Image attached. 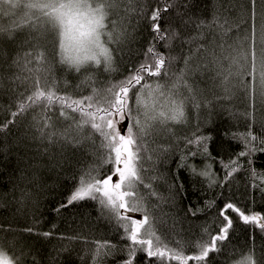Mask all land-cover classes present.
I'll return each mask as SVG.
<instances>
[{
  "label": "trees",
  "instance_id": "trees-1",
  "mask_svg": "<svg viewBox=\"0 0 264 264\" xmlns=\"http://www.w3.org/2000/svg\"><path fill=\"white\" fill-rule=\"evenodd\" d=\"M23 2L24 0L22 4ZM143 2L152 4L153 0ZM141 6L133 0H125L121 4L116 19L124 16L127 8H132L124 21L129 35L119 46V50L113 53V70L110 71L104 70L103 62L99 66L90 62L80 72L62 63L59 40L55 33H51L35 49L21 47L25 32L18 31L14 39L6 35L0 36V74L4 77L19 74L27 78L26 84L18 81L10 84L5 79L3 91L0 92V105L8 107L11 104L14 93L9 91V87L30 95L34 81L44 80L55 84L51 90L58 96L81 99L83 96L93 95L94 90L103 95L109 85L118 82L133 65L146 59V49L153 44L166 57H175L167 75L148 78L147 83H160L166 93L177 92L176 99H185L189 95L184 85L190 84L199 90L202 106L197 110L190 100L187 101L184 109L187 119L183 123H149L148 130L143 134L144 184L149 182L148 177H156L157 179L151 180V190L157 195H149L150 190L143 185H138V188L139 193L146 197V205L152 209L158 235L170 242H199L202 236L208 239L204 227L217 220L220 208L226 202L235 201L239 207L248 210L247 214L255 211L264 215V191L256 187V181L250 180L248 172L243 170L225 178L228 169L223 168L220 163H229V157L235 160V154L242 148V144L230 137L246 131L254 135L264 134V129L258 122L264 119V107L258 101L248 99L235 76L239 67L238 63H233L238 57L235 42L237 36H243V32L237 31L233 26L228 37L222 40L219 30V24L224 23L225 17L231 22L239 23L241 12L250 14L252 5L249 0H191L190 8L179 9L186 13L184 19L192 17V23L187 26L181 25L175 11L165 14L164 28L171 25L181 36L172 42L171 48L166 47L163 41L154 40L148 20L143 19L140 12L136 11ZM262 7L264 6L260 4V0H257V14ZM216 9L221 13L218 21L215 19ZM24 11L26 9L23 6L15 10L19 15H23ZM110 19L111 14L105 21L106 31L111 30ZM0 20L7 24L9 17L0 16ZM198 21L205 22L203 39L199 44L186 43L201 31L197 27ZM208 25L212 27L209 28ZM101 40L106 42L110 50L117 48L116 44L107 42L106 34L101 36ZM198 47H201L199 52ZM25 53L30 56L27 70L10 67L18 55L23 57ZM186 59L190 61L187 67ZM181 73L185 75L184 83L178 85L177 89H172L173 82ZM225 77L235 88L228 100L220 102L215 97L224 94L222 81ZM145 99L149 103H155L157 108H162L165 103L164 96H145ZM207 101H211V104ZM41 111L40 105H34L19 118L9 117L18 119L19 122L0 132V225L4 229L0 230V247L8 251L9 256L14 252L19 254L23 249L28 253L24 264H33V257L38 264L122 262L125 258L123 253L115 256L95 255L98 245L108 243L124 247L126 243L109 210L91 199L66 206L71 193L79 186V177L97 162L99 155L107 151L100 146L101 138L97 134L92 139L71 142L75 136V121L81 119L80 113L61 109L60 102L57 101L48 113L55 124V128L50 131L68 130L69 142L63 139H58L56 143L41 140L33 122V117ZM61 111H66L70 118L61 116ZM4 118L0 115V121ZM197 124L199 132L209 138L206 143L211 158L197 157L195 163L198 170L208 166L217 186L210 187L208 178L191 175L189 171L179 167L181 152L188 147L182 144L181 138L191 135ZM166 128L169 130L165 131ZM85 135H91L87 126ZM191 147L195 149L196 145ZM162 148L171 150L162 153ZM248 159L252 161L254 170L264 172V152H255ZM211 202H215L214 206ZM197 208L200 209L199 213L193 215L191 210ZM231 215L235 217L236 214ZM137 218H140L139 214ZM30 227H34L32 234L25 231ZM43 232H50L51 235L45 237L37 234ZM221 244L224 246L223 250L210 254L207 264H234L235 260L242 258L241 253L246 255L249 249L260 255L264 252V232L258 225H246L237 218L230 230V239ZM137 264H149V260L138 259Z\"/></svg>",
  "mask_w": 264,
  "mask_h": 264
},
{
  "label": "snow or ice",
  "instance_id": "snow-or-ice-1",
  "mask_svg": "<svg viewBox=\"0 0 264 264\" xmlns=\"http://www.w3.org/2000/svg\"><path fill=\"white\" fill-rule=\"evenodd\" d=\"M124 2L125 0H24L22 4V0H0V16L9 17L7 24L0 20V36L6 35L14 39L18 31L25 32L21 47L29 46L35 49L42 41H46L51 33H55L59 40L62 63L80 72L90 62L97 66L103 62L104 70L110 71L113 70V53L119 50V46L129 35L125 30L124 21L132 8H127L120 19L115 18ZM133 2L142 5L136 11L140 12L143 19L148 20L154 33V40L163 41L166 47L171 48L172 42L180 39L181 36L180 32L171 25L167 29L164 28L165 14L175 11L182 26L192 23V17L184 19L186 13L179 10L180 7L186 10L190 8L191 0H153L152 4L144 3L143 0H133ZM256 2L257 0H249L252 11L250 14L241 12L239 23L231 22L225 17L224 23L219 24V30L222 40L228 37L233 26L237 31L243 32V36H237L235 42L238 57L233 63L239 64L235 76L248 99L258 101L260 106L264 107V7L257 14ZM260 4L264 6V0H260ZM22 6L26 11L23 15H19L15 10ZM110 14L111 30L106 31L105 21L109 19ZM220 18V10L216 9L215 19L218 21ZM204 23L197 22V27L201 31L197 36L190 37L185 41L186 43H200L203 39ZM244 25L246 27H242ZM208 27L211 28L212 25ZM103 34L107 35V42L116 44L117 48L110 50L106 42L101 40ZM54 48L55 40L53 56ZM197 51H201V47H198ZM175 59L170 55L166 57L159 51L158 46L153 44L146 49V59L138 65H133L118 82L109 85L103 95L94 90L93 95H86L81 99L58 96L51 90L55 84L44 80L34 81L30 95L16 92L9 87V91L14 93L12 102L8 107L0 105V115L5 117L0 121V132L19 122L18 119L9 117L19 118L34 105H40L42 111L33 117L34 127L39 132L40 139L51 143H56L58 139L69 142L68 130L50 131L55 128V124L48 114L49 109L59 101L61 109H71L73 112H79L81 116L79 121H75V136L71 142L79 143L99 135L100 146L107 151L99 155L97 162L79 177V186L71 193L66 206L91 199L98 201L101 206L109 210L111 218L121 230L122 240L126 243L124 247L108 243L98 245L95 255L100 257L125 254L124 260L118 261L117 264H137L138 259H148L149 264H173V262L174 264H191V262L207 264L210 254L223 250L224 246L221 242L230 239V230L233 229L237 218L246 225H258L264 232V215L255 211L247 214V209H242L235 201H229L221 206L217 220L212 225L204 227L208 239L202 236L199 242H170L162 235H158L152 209L146 205V197L139 193L138 188V185H143L150 190L149 195H157L151 190V180L157 179L156 177H148L149 182L144 184L146 176L143 171V134L148 130L147 126L150 122H159L161 125H166L168 121L185 122L187 118L184 109L189 100L197 110L202 106L199 90L194 89L190 84L184 85L189 95L185 99H176L177 92L166 93L160 83H147L148 78L167 75ZM29 61L30 56L27 53L23 57L18 55L10 67L27 70ZM189 63L190 61L186 59V67ZM229 75L231 76L232 73ZM5 79L10 84L13 81L21 84L27 82V78L19 74L8 77L0 74V92L3 91ZM184 80L185 75L181 73L173 82L172 89H177ZM222 87L224 94L215 97L220 102L232 96L235 85L225 77ZM145 96L149 98L164 96L165 103L162 108H157L155 103L146 101ZM207 103L210 105L211 101ZM60 115L66 119L70 118L66 111H61ZM247 115L246 112L245 116ZM258 122L264 129V119ZM85 126L91 131V135H85ZM230 138L242 144V148L235 154V160L229 157V163L220 162L223 168L228 169L225 178L243 170L248 172L250 180L256 181V187L264 191V172L254 170L252 161L248 159L255 152H264V134L254 135L246 131ZM208 139L199 132V124L195 126L191 135L182 137V144L188 147L186 151L181 152L179 167L189 171L191 175L208 178L211 187L217 186L214 174L208 170V166L198 170L195 163L197 157L211 158L206 143ZM193 145H196L195 149L191 147ZM170 150L162 148L161 152L166 153ZM211 203L214 206L215 202ZM191 211L195 215L200 209ZM138 214L140 218H137ZM231 214L236 215L233 217ZM0 230H4L2 225ZM25 231L32 234L34 227ZM37 234L45 237L51 235L50 232ZM27 255L28 253L21 249L19 254L14 252L9 256L8 251L0 247V264H24ZM241 256L242 258L235 260L234 264H264V252L256 255L249 249L246 255L241 253ZM33 264H38L34 257ZM95 264L99 262L96 261Z\"/></svg>",
  "mask_w": 264,
  "mask_h": 264
},
{
  "label": "clouds",
  "instance_id": "clouds-1",
  "mask_svg": "<svg viewBox=\"0 0 264 264\" xmlns=\"http://www.w3.org/2000/svg\"><path fill=\"white\" fill-rule=\"evenodd\" d=\"M101 7H103V5H101Z\"/></svg>",
  "mask_w": 264,
  "mask_h": 264
}]
</instances>
